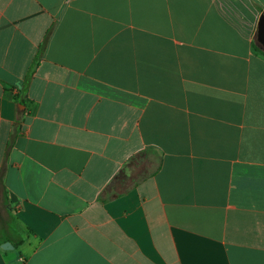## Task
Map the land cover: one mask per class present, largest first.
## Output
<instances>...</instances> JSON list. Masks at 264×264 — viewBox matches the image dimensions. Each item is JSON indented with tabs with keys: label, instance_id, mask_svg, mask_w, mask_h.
I'll use <instances>...</instances> for the list:
<instances>
[{
	"label": "crops",
	"instance_id": "crops-1",
	"mask_svg": "<svg viewBox=\"0 0 264 264\" xmlns=\"http://www.w3.org/2000/svg\"><path fill=\"white\" fill-rule=\"evenodd\" d=\"M260 15L0 0V264H264Z\"/></svg>",
	"mask_w": 264,
	"mask_h": 264
},
{
	"label": "trees",
	"instance_id": "trees-1",
	"mask_svg": "<svg viewBox=\"0 0 264 264\" xmlns=\"http://www.w3.org/2000/svg\"><path fill=\"white\" fill-rule=\"evenodd\" d=\"M254 50L257 51L258 53H260L261 55L264 56V48L261 49L259 47H257L256 45L253 46ZM3 191V199L4 201H6V196H5V190H2ZM10 231H11V235L13 236H19V240L15 243V245L17 246L18 244H21L27 233H25L23 230H21L19 228V226H17V224L13 221L10 225H8Z\"/></svg>",
	"mask_w": 264,
	"mask_h": 264
},
{
	"label": "water",
	"instance_id": "water-1",
	"mask_svg": "<svg viewBox=\"0 0 264 264\" xmlns=\"http://www.w3.org/2000/svg\"><path fill=\"white\" fill-rule=\"evenodd\" d=\"M257 40L264 47V15H260L257 23ZM3 249H11L13 246L10 242L6 241L1 244Z\"/></svg>",
	"mask_w": 264,
	"mask_h": 264
},
{
	"label": "rangeland",
	"instance_id": "rangeland-1",
	"mask_svg": "<svg viewBox=\"0 0 264 264\" xmlns=\"http://www.w3.org/2000/svg\"><path fill=\"white\" fill-rule=\"evenodd\" d=\"M2 214H3V215H5V213H4V212H2Z\"/></svg>",
	"mask_w": 264,
	"mask_h": 264
}]
</instances>
